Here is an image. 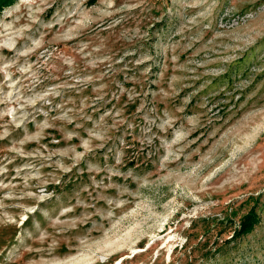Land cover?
Masks as SVG:
<instances>
[{
  "label": "rangeland",
  "instance_id": "1",
  "mask_svg": "<svg viewBox=\"0 0 264 264\" xmlns=\"http://www.w3.org/2000/svg\"><path fill=\"white\" fill-rule=\"evenodd\" d=\"M0 264H264V0L0 12Z\"/></svg>",
  "mask_w": 264,
  "mask_h": 264
},
{
  "label": "trees",
  "instance_id": "2",
  "mask_svg": "<svg viewBox=\"0 0 264 264\" xmlns=\"http://www.w3.org/2000/svg\"><path fill=\"white\" fill-rule=\"evenodd\" d=\"M16 1L17 0H0V12L6 7L13 5ZM259 220L260 217L257 208H251L250 211L242 217L239 228L235 230L234 238H240L251 233L255 229Z\"/></svg>",
  "mask_w": 264,
  "mask_h": 264
}]
</instances>
